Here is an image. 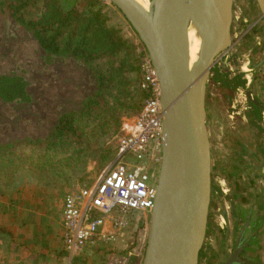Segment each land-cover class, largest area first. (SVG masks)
Here are the masks:
<instances>
[{
  "label": "rangeland",
  "instance_id": "1",
  "mask_svg": "<svg viewBox=\"0 0 264 264\" xmlns=\"http://www.w3.org/2000/svg\"><path fill=\"white\" fill-rule=\"evenodd\" d=\"M106 1L110 4L114 21L122 23L124 31L135 43L140 42L124 15L110 0ZM62 2L69 7L76 0ZM259 16L256 0H235L233 33L236 39L248 25L260 18ZM260 21L261 26L251 31L253 36L248 43L250 42L252 47L244 57L233 53L238 61L246 62L247 65L264 46V20ZM148 58L145 52L142 65ZM229 63L230 70L225 69V62L218 64L209 97L211 137L218 155V158L215 155L216 190L221 188L222 177L225 176L221 172L226 169L230 172V182L231 176L238 173L241 174L238 181L241 179L246 182V178L250 179L246 175L251 173L252 167H258V163L251 156L254 157L256 151L264 153V73L260 68L250 69L249 66V69L244 71L239 64L235 66L232 59H229ZM247 74H250V80L247 79ZM1 75L22 77L27 82L31 101L6 102L0 98V142L47 139L54 131L60 116L65 112L81 109L84 100L96 90V79L88 67L72 56H49L31 31L18 23L7 10L0 11ZM253 77L257 80L248 85ZM246 90L252 91L259 104L255 105L247 97ZM138 114L122 116L119 127L115 124L106 135L93 137L91 141L94 150L88 153L87 161L80 158L70 166L66 163L60 164L65 169L61 170L58 176L49 175L42 167L39 155L45 146L44 143H18V170L0 181V191L1 186L5 185L3 187L6 196L7 186L27 185L29 190L33 189L36 193L38 210L44 198L48 200L45 201L47 205H43L44 210L50 223L59 226L60 221H63L62 207L65 195L69 191L91 185L100 178L116 159L120 140L128 134ZM106 147L112 150V156L109 158L103 156ZM217 166L221 167L222 171ZM159 167V163L156 164V175ZM142 216L145 218L144 226H139L138 230L134 227L133 237L128 240L129 250L133 253L128 264H141L143 260L149 215L145 213ZM212 228L211 234L215 235L216 228ZM136 237L141 238L138 245ZM10 238L7 233L0 234V264L12 247ZM119 248L123 249L121 246ZM59 258L56 257L54 261L60 260ZM80 258H83V254ZM217 259V256L211 259V264H216ZM101 260L103 256L99 255L94 262Z\"/></svg>",
  "mask_w": 264,
  "mask_h": 264
},
{
  "label": "water",
  "instance_id": "2",
  "mask_svg": "<svg viewBox=\"0 0 264 264\" xmlns=\"http://www.w3.org/2000/svg\"><path fill=\"white\" fill-rule=\"evenodd\" d=\"M150 1L153 12L137 0H110L149 57L163 109L160 167L141 264H203L214 194L210 89L218 64L225 62L227 70L231 67L229 59L235 66L239 64L233 54L235 46L248 43L253 36L251 28L264 20V0H256L261 16L239 39L233 35L235 0ZM191 24L201 37L199 55L192 65ZM263 63L264 46L248 66L256 69ZM246 95L259 104L251 90H246ZM245 229L225 264H241Z\"/></svg>",
  "mask_w": 264,
  "mask_h": 264
},
{
  "label": "trees",
  "instance_id": "3",
  "mask_svg": "<svg viewBox=\"0 0 264 264\" xmlns=\"http://www.w3.org/2000/svg\"><path fill=\"white\" fill-rule=\"evenodd\" d=\"M109 6L106 0H76L69 7L62 0H0V11L7 10L31 31L49 56H72L96 79L95 92L81 109L63 113L47 139L0 142V181L18 170V143H44L39 158L51 176L65 169L62 163L87 161L94 150L91 139L106 135L115 124L119 127L122 116L138 114L151 97L142 67L145 49L114 21ZM0 98L31 101L27 82L1 75ZM104 152L105 158L112 156L110 148Z\"/></svg>",
  "mask_w": 264,
  "mask_h": 264
},
{
  "label": "built area",
  "instance_id": "4",
  "mask_svg": "<svg viewBox=\"0 0 264 264\" xmlns=\"http://www.w3.org/2000/svg\"><path fill=\"white\" fill-rule=\"evenodd\" d=\"M142 67L152 95L100 178L65 195L62 216L67 258L46 264H128L133 255L128 245L132 229L144 226L142 215H149L154 206L163 128L158 78L149 58ZM139 241L136 237V245ZM83 250L95 257L102 255L103 260H77Z\"/></svg>",
  "mask_w": 264,
  "mask_h": 264
},
{
  "label": "crops",
  "instance_id": "5",
  "mask_svg": "<svg viewBox=\"0 0 264 264\" xmlns=\"http://www.w3.org/2000/svg\"><path fill=\"white\" fill-rule=\"evenodd\" d=\"M260 22L259 20L251 31L257 28ZM259 68L264 73V63ZM256 80V77H253L251 84ZM209 132L211 137L210 121ZM211 141L214 175L215 155L217 158L218 155L214 150L212 137ZM251 157L258 163V167H252L251 173L246 175L250 179L246 178V182L241 179L238 181V176L241 175L238 173L231 176L230 182V172L223 169L225 171L221 173L225 176L222 177L221 188H214L210 233L203 254L205 264H211L216 256V264H225L244 227L246 240L241 253V264H264V153L256 151L254 157ZM217 168L221 170V167ZM3 186L0 191V234L7 233L11 237L12 247L1 263L46 264L54 261L56 257L65 260L67 251L63 244V221H60L57 227L50 223L43 207L47 205L45 201L48 200L44 198L38 210L33 189L29 190L27 185L7 186L5 196ZM212 226L216 228L215 235L211 234ZM82 254L83 258L79 256L77 260L95 261L96 257L89 251L83 250Z\"/></svg>",
  "mask_w": 264,
  "mask_h": 264
},
{
  "label": "bare ground",
  "instance_id": "6",
  "mask_svg": "<svg viewBox=\"0 0 264 264\" xmlns=\"http://www.w3.org/2000/svg\"><path fill=\"white\" fill-rule=\"evenodd\" d=\"M146 10L149 12H153V6L150 0H137ZM236 37L235 34H233ZM188 36H189V47H190V64L192 65L199 55L200 44H201V37L198 35L197 28L191 24L188 29ZM252 47V44L249 42L243 46L236 44L235 46V53L238 57L243 56L248 50ZM230 64V63H229ZM241 68L245 71L248 70V65L246 62L239 61ZM247 79L250 80V74L246 75Z\"/></svg>",
  "mask_w": 264,
  "mask_h": 264
},
{
  "label": "flooded vegetation",
  "instance_id": "7",
  "mask_svg": "<svg viewBox=\"0 0 264 264\" xmlns=\"http://www.w3.org/2000/svg\"><path fill=\"white\" fill-rule=\"evenodd\" d=\"M255 104V103H254Z\"/></svg>",
  "mask_w": 264,
  "mask_h": 264
}]
</instances>
